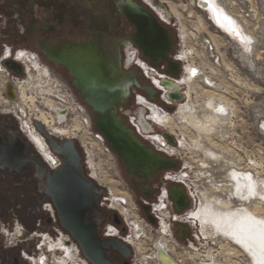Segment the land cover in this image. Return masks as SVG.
Instances as JSON below:
<instances>
[{
	"label": "flooded vegetation",
	"instance_id": "af4514ba",
	"mask_svg": "<svg viewBox=\"0 0 264 264\" xmlns=\"http://www.w3.org/2000/svg\"><path fill=\"white\" fill-rule=\"evenodd\" d=\"M126 1L0 0V61L7 72L13 75V73H16L9 69L7 63L17 64L13 58L15 53L24 51L36 54L40 61L51 71L47 73L50 78L48 80V90L42 92L43 86L41 84L34 88L32 79L23 86L26 93L38 96V102L39 99L43 102L45 99H49L48 97L54 94L53 90L60 87V84L51 81V73L53 72L56 79L66 85L76 99L82 103L79 92L74 88L73 80L67 69L51 62L44 51L51 49L63 36H69L68 33L93 30V28H96L92 24L94 18L102 19L104 23L100 26V31L107 34L112 33L116 23H119V36L116 41H114V37L106 36L103 46L108 57L112 61H120L122 70L133 74L139 84V87L134 86L132 88L130 96L123 104V111L120 112L123 124L132 129L134 134L148 148L171 164H176V168L163 166L162 169L155 170L153 175L149 174L145 178L143 176L145 170L141 169L138 173L131 172L130 169L126 168L124 160L114 153L115 165L110 161L113 168L107 170L109 179H106L104 176L94 174L95 170L90 165L91 161L87 160L82 148L76 142V147L82 157L83 174L93 181L96 190V211L89 217L91 222L98 226L102 241L101 247L111 264H131L130 259L133 254L130 246L125 244L117 235H114V230L118 232L119 236L140 234L142 231V236L149 238L151 243L163 239L170 244L177 243L185 247L192 245L194 252L207 254L210 253V250H213L211 246H218L219 249L220 246L208 242V237L201 231L197 217L195 214H190L193 201L187 189L189 175L181 173L187 186L173 182L174 175L180 173V159L175 155L174 150H169L173 149L178 141L174 136L175 134L172 133L173 130L166 128L158 121L159 116L166 114L155 110V107H152L153 110H151L149 103L161 105L169 113L174 112L175 107L181 104L173 102L168 105L165 104L162 91L166 89L162 86L161 80L159 82L163 90L158 86H153L142 73L140 68L142 64L153 65L143 57L142 50L133 41L134 27L120 11L121 4ZM134 1L147 9L166 26L167 33L171 37V52L167 53L166 56L180 64L181 76L177 79L168 76L167 65L164 62L153 67L157 68L159 74L165 76L162 80L176 83L179 80L184 87V92L181 90L180 96L184 100L188 99L187 85L184 83L187 76L184 79L181 78L183 77V63L176 58L178 34L172 24V18L176 17L175 14L167 1L156 0L165 5L167 10L154 6L153 0ZM6 51H9L11 56H5ZM153 60L157 61V59ZM20 71L23 73L21 66ZM39 78L41 79L40 76L37 79ZM4 82L6 83L4 77L0 76V84ZM53 84H55L54 89H51L49 86ZM148 87L153 88L152 96L156 101H153L148 94ZM32 88L34 89L32 90ZM60 93H55L56 97L60 96ZM12 94L17 99L16 104H20V108L22 106V109L27 110L33 118L35 113L20 102L19 93L14 85ZM8 100L2 99L0 105L4 107L11 106L14 101H11L9 97ZM38 108L40 109V106ZM44 112L48 113L47 111ZM88 112L93 120V114L89 110ZM58 114L57 111L54 115L57 116ZM68 118V120H71L70 117ZM41 121L46 126L44 121ZM132 121L139 125L141 133L153 134L152 139L157 148L145 136L138 134L132 125ZM141 121L148 122V130L144 129ZM46 127L48 132L50 131L55 137L64 138L63 141L67 138L56 133L48 126ZM166 135L172 136L174 143L168 141L169 144H167ZM46 151L55 154L49 147L44 135L38 130L33 131L31 135H27L22 131L15 118L0 111V264H31L30 257H39L43 254L50 255L48 245L42 244L46 235H55L57 230L69 234L62 228L57 213V221L56 223L53 222L47 207V205L53 207L54 205L45 193L47 176L44 175L45 172L41 173V168L48 172L55 171L51 170L47 158H45ZM38 167H40V170H38ZM173 186L180 190L176 193L179 197V207L184 208L181 212H179L178 206L171 196ZM112 187L119 190L124 195L122 197L128 201L121 200L119 197V205L117 204L118 207H114L113 199L110 198V196L114 197ZM160 201L162 202L160 203ZM121 203L127 205L124 209L131 208L128 212L132 216L124 217L125 215L120 209ZM155 203H160L163 208L166 206L162 213L155 215L152 212V204ZM19 228L23 229L21 237L17 236ZM6 232L11 235V238H6ZM110 240L120 241L126 245L130 249L129 258H126L120 251L115 250ZM164 256H159L162 264L167 262L165 257L170 258ZM174 262L176 263V261Z\"/></svg>",
	"mask_w": 264,
	"mask_h": 264
},
{
	"label": "rangeland",
	"instance_id": "374dc122",
	"mask_svg": "<svg viewBox=\"0 0 264 264\" xmlns=\"http://www.w3.org/2000/svg\"><path fill=\"white\" fill-rule=\"evenodd\" d=\"M163 1H167L170 7L174 6L181 15L179 19L176 15L175 19L172 18V24L175 26L176 33L179 34V39L177 38V54L193 49L195 51L193 56L197 55L200 60L198 58L192 59L188 64L192 65L194 63L197 67L201 68L203 66V75L212 81V84L206 82L205 85L203 81L206 78H203V76L200 79H194L195 91L189 99L195 107L198 116L205 114L203 108L209 97L216 96V99L225 100L228 106L234 110L232 121L227 122L222 129L217 128L213 132L214 136H211L212 140L216 141L214 143L219 147L211 145L207 138L202 139L204 151L208 149L213 155L215 154L221 159L213 160L211 157L209 161H207L205 152L201 148L196 149V146H194L198 139L197 133L186 125V129L182 128L185 122L179 117L180 105L175 107L174 112L165 115L168 119L173 120L175 123L177 122L173 124L175 128L172 126V133L175 134L174 136L178 141L177 145L173 146V150L175 155L180 159V171L183 170V175H189V182L187 184L194 196L190 214L201 216L202 209L206 206L203 198L204 195L209 199H222L224 201L229 199L231 195V179H229L228 174L233 168L229 167L228 162L239 163L238 165L241 166L240 169L243 172L255 174L257 171L258 175L254 176L257 177L258 183L261 184V181H264V0H253V3L257 7V19L254 22H247L245 25L241 24L250 39L249 45L241 44L238 40L234 39L235 37L230 32L224 31L214 19V15L208 11L214 21V25L209 20L208 13L199 8V5L202 7L201 0ZM208 1L212 2L213 0ZM214 1L220 8L223 7L232 18L233 16L231 15L235 10L239 15L243 6L247 4V0H242L241 3L235 5L229 4L232 13L227 9L228 0L222 1L223 4L220 3V0ZM183 27L188 33V38L185 42H182L180 38L181 35L183 36ZM205 40L211 41L214 45L215 53L220 58L219 65L215 64L210 59V56L205 54L202 47ZM187 79L189 78L187 77ZM209 86H213L214 88H210ZM189 99L186 98L179 104L183 105ZM22 110L24 114L28 113L24 108ZM76 114L80 116L81 120L79 121H83L84 126L88 122L90 123L85 113ZM30 115L28 113L27 116L32 119V115ZM71 121L65 120L64 124L68 126L71 124ZM84 133V131L77 132L78 140L88 150L86 151V149L82 148L87 160L91 161L90 165L94 167V170H98L101 176L109 179L107 170L112 167L109 159L107 158L106 160V156L101 153L92 152V150L90 152L88 148L90 137L84 136ZM83 136L86 138L84 139L86 143L82 140ZM252 160L257 164H251ZM236 164H234L233 171ZM114 190L117 191H113L114 197L110 196L113 199L114 207H118V203L120 202L119 197L121 200L128 201L123 198L124 195L119 190ZM230 199L234 209L245 208L252 212L258 204H262L264 207V195L247 203L233 199L232 197ZM126 206L123 203L120 204V209H122L121 211L125 215L124 217H127L128 214L130 215L128 210H131L130 207L124 209ZM208 242L220 246L221 250L218 246H211L213 250H210V255L216 258V264H251L250 257L243 250L229 243L223 236L219 235L215 238H208Z\"/></svg>",
	"mask_w": 264,
	"mask_h": 264
},
{
	"label": "water",
	"instance_id": "95a60500",
	"mask_svg": "<svg viewBox=\"0 0 264 264\" xmlns=\"http://www.w3.org/2000/svg\"><path fill=\"white\" fill-rule=\"evenodd\" d=\"M153 5L166 10V6L156 0H153ZM120 11L134 27L133 41L142 50L143 57L153 66L164 62L168 76L179 78L180 64L166 56L171 52V37L166 26L134 0L121 4ZM103 23L101 18H94L92 24L96 28L68 33L69 36H63L51 49L44 51L45 55L51 62L67 69L74 88L93 114L96 131L105 138L112 151L124 160L127 169L134 173L143 169V176L147 178L163 166L176 168V164H171L148 148L132 129L123 124L120 115L123 104L130 96L132 88L139 87V84L133 74L122 70L120 61L115 62L108 57L103 46L106 36L114 37L116 41L119 36V23H116L113 32L108 34L100 31ZM7 66L16 74L22 75L18 64L8 62ZM163 86L167 90L166 98L171 102L179 104L184 101L180 96V91L184 88L178 83L163 81ZM147 92L151 99L156 101L152 96L153 88L148 87ZM141 122L144 129L148 130V122ZM35 126L44 135L49 147L62 160V167L55 172L41 168V173L45 172L44 175L47 176L45 193L53 202L62 228L77 242L84 257L91 264H111L101 247L98 226L91 222L89 217L96 211V190L93 181L83 174L82 157L76 147V141H63L53 136L41 123H36ZM166 138L170 143H174L172 136L166 135ZM177 191L180 190L173 186L171 196L181 212L184 208L179 207ZM110 242L115 250L129 258L130 249L126 245L120 241ZM206 260L210 258L206 257Z\"/></svg>",
	"mask_w": 264,
	"mask_h": 264
},
{
	"label": "bare ground",
	"instance_id": "6f19581e",
	"mask_svg": "<svg viewBox=\"0 0 264 264\" xmlns=\"http://www.w3.org/2000/svg\"><path fill=\"white\" fill-rule=\"evenodd\" d=\"M202 2H203L202 7L206 8L210 13L214 15V19L219 23L220 27H222L224 31L230 32L231 35L235 37L234 39L238 40L241 44L249 45L250 39L246 33V30L243 29L242 25L238 21L235 22L234 19L230 17V15L226 12V10L223 7L220 8V6H218V4L215 3L214 0L212 2L208 0H203ZM171 8L173 10V13L175 12V15L179 19L181 16L179 12L176 10L174 6H171ZM166 10H167V7H166ZM182 34L183 36L181 35L180 38L182 42H185L188 38V33L184 29V27L182 29ZM194 52L195 51L193 49H190L188 51H183L182 53L178 55V58H177L180 62L184 63L185 69H186V73L185 75H183L182 79L185 76L189 78L187 79L186 77L184 80V83L187 85V88H188L187 90L188 99L190 98L191 94L194 93L195 91L194 84H193L194 79L195 80L200 79L202 76L203 78H206L203 75L204 73L203 66L201 68V67H197L194 63L192 65L188 64L190 60L192 61V59L195 60L196 58H198L197 55L196 56L194 55L195 57L193 56ZM199 68L201 69L200 77L193 78L192 74L196 73L195 72L196 70L199 72ZM0 75H3V77H5L4 74L0 73ZM51 81L52 83L60 84V87L65 88L64 84L60 83V81H58L53 76H51ZM203 82L205 85H206V82H209L212 84V81L209 78H206L205 81ZM156 83L158 84L157 86L163 90V88L160 87V82H156ZM177 83L178 85L183 87L182 83L179 80ZM4 85L0 84V88H2ZM209 87L214 88L213 86H209ZM12 91H13V85L9 84V87L7 86L8 96L11 101L16 102L17 99L12 94ZM67 97H69L67 102L72 103V98L70 96H67ZM19 100L23 105L27 106L31 112H34V113L39 112L40 115L38 114L37 117L43 120L46 126H48L50 129H52L56 133H59L60 135H63L67 138L78 139L77 132L84 131L85 132L84 136H89V129H90L89 122L84 126L83 121H79L75 119L71 121L70 125L67 126L66 124H64V121L66 120V115H65L66 112H63V113L59 112V114L55 116L56 114L54 115L52 113H46L43 110L39 109L38 104H37L38 96L30 95L26 93L23 86H20ZM45 104L46 106L52 109L59 106V105H55V102L53 100H49L47 102L45 101ZM203 111L205 114H203L202 116H198V113L195 111V107L191 103L190 99L185 104L180 105L179 107V117L185 122V124L182 125V128L186 129L187 128L186 126H188L197 133L198 139L195 142L194 146H196L195 147L196 149L201 148V150L204 151L203 149L204 144H203L202 139L207 138V140L210 141L211 145L219 147L214 143L216 141H213L212 140L213 138H211V136L212 135L214 136L213 132H215L217 128L222 129L224 125L227 124V122L232 121V118L234 117V110L228 106L225 100L216 99V96H215V97L208 98V101L206 102L203 108ZM82 113L84 114L83 109H82ZM80 115L83 116L82 114ZM158 121H160V123L163 126H165L166 128L170 130H173L172 126L173 127L175 126L173 125L175 122L171 119H168V117H165V115L159 116ZM36 130L37 129L35 127V131ZM31 133L32 131L30 132V135ZM49 133L51 132L49 131ZM84 136L82 137L83 141H85L84 139H86L84 138ZM207 150L204 151L207 161H209L211 157L213 160H221L219 156L215 154L213 155V153L210 150L208 151ZM169 151H173V149H170ZM44 155L46 156L47 160L49 161L51 160L52 158L51 151L49 152L46 151ZM250 163L257 164L253 160ZM227 164H229V167H232L234 169V164L236 163L228 162ZM238 164L239 163L235 165V170L233 171L232 169L231 172L228 174L229 179H231V195L229 196V199L227 201H224L222 199H209L207 196L204 195L203 198H204L206 206L202 209L201 216L196 215V217L200 223L201 231L205 234L206 237L211 239V238H215L221 235L224 238H226L227 241H229V243L243 250L246 253V255L250 257L251 264H264V207L263 205L258 204L257 206H255L252 212L245 208L234 209L233 203L230 199L232 197L233 199L244 201L247 203L253 199L262 197V195H264V181H261V184H259L258 181L256 180L257 177L254 176V175H258L257 171L255 174H251L249 172H243L240 169L241 166ZM206 165H208V163H206ZM94 174L100 175L101 173L98 172V170H95ZM114 189H112V191H116ZM130 216L132 215L128 214V217ZM231 253L235 254L234 252H231ZM165 258L167 259V262L165 263L163 262V264H176L171 258L169 259L167 257ZM215 262H216V258L214 257L212 262H210L209 264H214Z\"/></svg>",
	"mask_w": 264,
	"mask_h": 264
},
{
	"label": "built area",
	"instance_id": "2783aa9c",
	"mask_svg": "<svg viewBox=\"0 0 264 264\" xmlns=\"http://www.w3.org/2000/svg\"><path fill=\"white\" fill-rule=\"evenodd\" d=\"M202 1L203 0H201L200 3ZM222 1L224 0H220V3L223 4ZM241 2L242 0H228L227 9L230 12H232L229 4L235 5ZM199 8L208 13L209 20L214 24V21L211 18L208 10L203 9L201 5H199ZM256 10H257V7L253 3V0H247V4L243 6V9L241 10L240 14L238 15V12H236L235 10L234 13L232 12L233 14L231 16H233V19L235 22L238 21L240 24L245 25V23L254 22L257 19L258 12ZM178 39H179V34H178ZM202 47L205 51V54L209 55L210 59L214 61L215 64L219 65L220 58L215 53L216 51L214 50V45L211 43V41L205 40L204 44H202ZM7 55L11 56L9 51L5 52V56ZM178 55L179 54L176 55V58H178ZM13 58L15 62L22 67L23 73L22 75H19V76L18 74H14V73L13 75H10V73L7 72V70L2 65V62L0 61V73L5 75V80H6L5 85L0 90L2 99L9 101L8 96H7V86L9 84H13L16 87L17 92L19 93L20 86L21 85L25 86L26 83L32 79H33L32 81H33L34 88L38 87V85L41 84L43 86L42 92H45L46 90H48V82H49L48 80L50 78L47 75V73L51 71L48 69L46 65H44L40 61V59L38 58L36 54L19 51L15 53ZM140 68L142 70V73L146 77V79L150 83H152L153 86L157 87L158 84L156 82H159V80H161V83L163 86L164 80L162 79L165 78V76L159 74L157 68L153 66H149L147 64H142ZM195 72L196 73L192 74V77L193 78L200 77L201 69L199 68V72L197 70ZM185 73H186V69L183 63L182 76L185 75ZM51 75L54 78H56L53 72L51 73ZM38 76H40L41 79L40 78L37 79ZM54 86L55 84L50 85L49 87L51 89H54ZM34 88H32V90ZM65 88L64 87L55 88V90H53L54 94L49 97V100H53L55 102V105H59L58 107H55L54 109L52 108L48 109L45 104V101L47 102L49 100L45 99L44 102L42 100L39 101L40 109L43 108L42 110L47 111L48 113H52V114H56L57 111L62 112V113L66 112L65 113L66 121H71L75 119L81 120L80 116L78 117L76 113H82V109H83L86 115V118H88V120L91 123L90 129H89L90 144L88 147L90 152L92 150V152L94 151V152H98L99 154L101 153L102 155L106 156L105 157L106 160L108 158L109 161H113L111 163L115 165L114 152L108 146L105 138L99 132L96 131L94 127V122L88 112V109L83 103L79 102L76 99L72 91L66 85H65ZM59 92H61L59 94L60 96L56 97L55 93H59ZM162 92H163L162 98H163L164 103L167 105L171 104V101L166 98L167 90H163ZM67 96H70L72 98V103L67 102L69 98ZM11 104L12 105L8 107H4L0 105V111L15 118L24 133L29 135L31 131H35L36 123H41L47 129V127L43 124V122L37 119L38 118L37 115L38 114L40 115L39 112H36L32 120H30L29 117L27 116L28 113L26 114L23 113L22 108H20V104L18 105L16 104V102H12ZM149 104L151 105V106L149 105L151 110H153L152 107H155V110L160 111L163 114H167V115L170 114L169 111H167L161 105L154 104V103H149ZM72 105L74 106V108ZM68 117H70L71 120H68L69 119ZM132 125L137 130L138 134H140V136H145L147 140H149L157 148V146L154 144L153 139H152L153 134L141 133L140 131L141 128L139 127L137 123H134L133 121H132ZM159 136H161L162 138L164 137L162 135H159ZM59 139H63V138H59ZM66 139L75 140L76 142H78L79 145L81 144L80 145L81 148L86 149V146L78 139H75V138H66ZM167 144H169L168 141H167ZM86 151L88 150L86 149ZM47 162L52 171H57L58 169L62 167L61 158L58 155H55L53 153H52L51 160L50 161L47 160ZM182 171H180L178 175H174L173 182L177 184L186 185L185 178L183 177V175H181ZM187 189L192 198V201H194V196L190 192L189 186H187ZM161 202L162 201H160V203ZM160 203L152 204V212L155 215L162 213L164 211V208H166V206H164L163 208ZM47 207H48V210L50 211L51 219L53 220L54 223H56L57 217H56L55 208L52 205H47ZM22 230H23L22 228L18 229L17 236L21 237V235L23 234ZM114 231H115L114 235H117L121 240H123L125 244L130 246V248L132 249L133 254L130 259L131 264H162L159 259V256L161 255L169 256L174 261H176L177 264H198V263L199 264H209V262H211L212 260L213 255H210V253L203 254L201 252L200 253L194 252V248H192V245L185 247L177 243L170 244L169 242L163 239L156 240L153 243H151L149 238L142 236L143 234L142 231L140 234L139 233L135 235L127 234L125 236H119L118 232L116 230ZM55 233H56L55 235H50V234L46 235V238L42 243V244L48 245L49 250H50V255L43 254V255H40L39 257H30L29 260L31 264H91L84 257L79 245L72 239V237L69 234H65L63 231H60V230H57ZM6 238H11V235H9L8 232H6ZM197 255L199 257H197ZM206 257H209L210 260H206Z\"/></svg>",
	"mask_w": 264,
	"mask_h": 264
},
{
	"label": "trees",
	"instance_id": "16d2710c",
	"mask_svg": "<svg viewBox=\"0 0 264 264\" xmlns=\"http://www.w3.org/2000/svg\"><path fill=\"white\" fill-rule=\"evenodd\" d=\"M82 103L86 106V108L91 112V110L89 109V107H87V105L82 101ZM92 113V112H91ZM109 146V145H108ZM110 147V146H109Z\"/></svg>",
	"mask_w": 264,
	"mask_h": 264
}]
</instances>
